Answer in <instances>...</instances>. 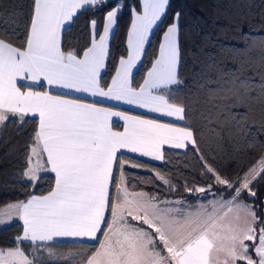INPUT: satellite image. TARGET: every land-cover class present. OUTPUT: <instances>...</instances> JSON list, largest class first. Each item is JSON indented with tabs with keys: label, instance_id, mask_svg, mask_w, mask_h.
<instances>
[{
	"label": "snow or ice",
	"instance_id": "6c2138e0",
	"mask_svg": "<svg viewBox=\"0 0 264 264\" xmlns=\"http://www.w3.org/2000/svg\"><path fill=\"white\" fill-rule=\"evenodd\" d=\"M108 2L33 0L23 49L0 38V126L10 117L21 124L26 123L25 117H34L38 127L23 175L35 182L42 172L54 173V186L46 195H31L26 202L9 205L23 221V233L16 237V247L0 248V264H43L41 255H54L51 244L57 238L95 242L89 244L91 250L82 264H264V219L257 216L253 205L238 203L242 194L256 197L252 186L258 177L264 178V156L242 176L228 179L198 155L204 172L231 195L195 209L180 200L129 190L125 165H145L118 158L120 149L165 161V145L173 150L191 148L196 153L200 148L196 133L187 124L185 107L162 94L184 85L179 77L177 23L164 33L158 57L143 83L138 89L131 86L132 71L169 0H143V13L136 14L128 34V58L119 61L107 91L100 87L99 78L119 4L107 12L98 41L94 39L96 21H89L93 42L82 58L62 50L64 26L86 6H106ZM246 19L239 15L232 24L242 30ZM228 51L220 45L217 52L206 54L193 72V84L205 95L206 109L200 112L205 126L218 141L237 142L255 123L254 110L264 119V49L256 58L248 42L243 48L231 49V56ZM229 60L236 65L234 70L226 67ZM249 70L260 76L258 86L245 75ZM42 81L49 89L123 101L184 121L186 126L127 116L80 99L53 95L50 90H34L38 83L44 86ZM113 116L125 121L122 132L113 130ZM155 182L175 191L171 179L160 172H154L153 187ZM182 187L188 193L207 194L213 185L191 188L185 182ZM24 242L32 245L27 252L21 247Z\"/></svg>",
	"mask_w": 264,
	"mask_h": 264
},
{
	"label": "trees",
	"instance_id": "16d2710c",
	"mask_svg": "<svg viewBox=\"0 0 264 264\" xmlns=\"http://www.w3.org/2000/svg\"><path fill=\"white\" fill-rule=\"evenodd\" d=\"M32 3L33 0H0V38L23 49L26 25L32 14ZM117 4L120 9L116 29L110 39L106 66L100 79L103 89L109 87L119 61L128 56L127 38L133 15L141 10L140 0H109L106 6L87 7L73 18L61 37L62 50L65 53L72 51L77 57H81L93 41L89 21H96V36H99L103 31L107 12L112 11ZM239 15H245L247 18L242 30L232 24ZM175 22L178 23L181 50L179 77L184 85L166 90L164 94L169 97L170 102L185 107L186 121L196 133L200 153L191 148L184 151L164 149L165 161L160 163L125 154L119 155L118 158L145 165L138 168L125 165L124 172L130 191L143 190L159 194L161 198L180 199L192 204L214 197L228 198L231 193L222 191L215 185L204 172L202 161L197 157L202 154L207 164L225 178L235 179L242 176L264 156V127H261L264 125V119H261L259 110H254L255 123L245 134L238 137L237 142L218 141L200 117L201 110L206 109L205 95L193 84V72L198 67V62L203 61L206 54L217 52L220 45L229 49L227 55L231 56V49L243 48L244 43L248 42L252 44L253 58L261 54L264 49V0H169L166 14L154 30L141 64L132 77L133 88L138 89L143 83L147 71L158 57L164 33ZM226 67L234 70L236 65L229 60ZM245 75L251 77L253 85L260 84V76L253 71L249 70ZM39 89L45 88L43 86ZM25 120L26 123L21 124L15 117H10L4 126H0V209L21 201L26 202L31 195H46L54 186L52 173H45L35 182L27 180L23 175L28 166V149L32 146V137L38 127V121L34 117H25ZM154 172H160L170 178L175 191L167 190L159 182H155L157 186L153 187ZM185 182L191 188L213 185L212 194L199 196V193H188L182 187ZM132 185H135V188ZM252 190L256 192L255 198L245 193L239 201L253 205L257 216L264 219V178L258 177ZM22 232L23 227L18 222L0 229V248L16 247L14 241ZM89 244L52 243L51 251L54 255L49 257L42 254L41 260L43 264H82L91 250ZM21 247L27 252L32 245L23 243Z\"/></svg>",
	"mask_w": 264,
	"mask_h": 264
},
{
	"label": "crops",
	"instance_id": "0c3cea01",
	"mask_svg": "<svg viewBox=\"0 0 264 264\" xmlns=\"http://www.w3.org/2000/svg\"><path fill=\"white\" fill-rule=\"evenodd\" d=\"M140 2H141V10L139 12H135L134 13V15H133V21H134L135 16H136L137 13H139V14H142L143 13V0H140ZM168 5H169V3H168ZM168 5H167V7L165 9V13L161 17L160 21H157V24L153 27L152 33L149 36V41L151 39V36H152L154 30L160 24V22L162 21L163 17L165 16L166 11H167V8H168ZM87 7L88 6H86V8ZM117 16H118V13H117ZM133 21H132V23H133ZM105 22H106V18H105ZM116 22H117V17H116ZM70 23L71 22L67 23L64 26V28L62 29V31H61V37H62V33H63L64 29L67 28ZM175 23H177V22H175ZM131 27H132V24H131ZM115 29H116V23L112 26V31H111V33L109 34V37H108V41H107V44H108V53H109L110 39H111L112 35L114 34ZM96 31H97V25H96V28L94 30V32H95L94 39L96 41H98L99 40V37L103 34V31L101 32V34L99 36H96ZM130 31H131V28H130ZM92 33H93V30H92ZM162 42H163V37H162L161 43ZM148 44H149V42L145 45V50H146ZM91 46H92V44H91ZM127 49H128V38H127ZM128 52H129V49H128ZM143 56L141 57V60L137 63V66L133 69V71H132V77H133L134 73L136 72V70L138 69L139 65L141 64V61L143 59ZM82 57H83V55L81 57H78V58H82ZM107 58H108V56H107ZM107 58L105 60V66H106ZM127 58H128V56L126 58H123V59H127ZM105 66L101 70L100 78H99V83H100V79L102 77V74L104 73ZM118 67H119V65H118ZM132 77H131V84H132ZM24 83H29L30 84L31 82L30 81L29 82L18 81V84H24ZM41 83L44 84V88L45 89L40 90L39 87H41V86L38 83L37 85L34 86V90H36V91H49L50 90L51 91V94H53V95H63V96H65V98H68V99H80V100H82L85 103L95 104L97 107H102V108L110 109L112 111L122 112V113H124L127 116L141 117L143 119H155V120H157L160 123H173L174 126H176V127H183V126H185V122L184 121H177V120H175V118L164 117V116H162L159 113H153V112L148 111L147 109L140 108V107H138L136 105H130V104L125 103L123 101L111 100V99H108V98H105V97H101V96H91L88 93H76L74 91H70V90H67V89H61V88H56V87H52L51 89H49V87L46 85V82L42 81ZM110 86H111V83H110L109 87ZM100 87H101V85H100ZM173 87H175V86H173ZM107 89H104V90L107 91ZM162 94H164V93H162ZM129 111H133V112H136V113L145 114V115H147L149 117L141 116V115H138V114H133V113H130ZM111 122H112V127H113V130L114 131L122 132L124 130L125 121L123 119H121L120 117L113 116L111 118ZM115 125H116V127H115ZM117 126H119L120 128H117ZM164 149H170V148L167 145H165L164 146ZM184 150H186V149L175 150V151H184ZM122 154L130 155V156H133V157H137L139 159L147 160V161L153 162V163H160V162H162V161H157V160H155V159H153L151 157L141 156L139 153H132L128 149H120L117 152V156L122 155ZM49 173H51V172H49ZM44 174L45 173L42 172V173H40V176H42ZM52 174L54 176V173H52ZM208 201L209 200H206V201H203V202H208ZM14 204H16V203H14ZM14 204H11V205H14ZM192 205L193 206H196L195 204H192ZM15 212H16V210L15 209H12V208H9V205L6 206V207H4V208H1L0 209V221H2V222H0V229L5 228V227H7V226H9V225H11V224H13L15 222L20 223L22 225V227H23V221L20 220L15 215ZM98 236H99V234H98ZM58 242H69V243L70 242H76V243H82L80 240H74L72 238H57L54 243H58ZM24 243L30 244L28 242H24ZM83 243H92V242L87 241V239L85 238V241Z\"/></svg>",
	"mask_w": 264,
	"mask_h": 264
},
{
	"label": "rangeland",
	"instance_id": "374dc122",
	"mask_svg": "<svg viewBox=\"0 0 264 264\" xmlns=\"http://www.w3.org/2000/svg\"><path fill=\"white\" fill-rule=\"evenodd\" d=\"M161 175H163V176H165V174H161ZM26 178V177H25ZM27 179V178H26ZM28 180V179H27ZM207 194H212V192L211 193H207ZM207 194H201V193H199V196H203V195H207ZM215 198H219V197H215ZM215 198H212V199H208L209 201H211V200H213V199H215ZM169 200H180V199H169ZM180 201H183V200H180ZM203 201H206V200H200V201H198V202H196L195 203V205L197 206V205H200V204H203V205H207L208 203H209V201L208 202H203ZM186 205H188V206H190L192 209H195V207L196 206H193L192 205V203L191 202H187V201H183ZM240 201H238V203H239ZM243 203V202H242ZM243 204H245V203H243ZM187 210V209H186ZM253 259H257V257H255V255H253Z\"/></svg>",
	"mask_w": 264,
	"mask_h": 264
}]
</instances>
